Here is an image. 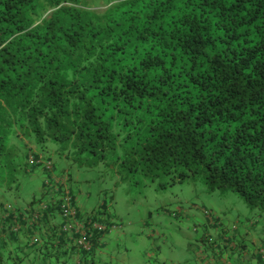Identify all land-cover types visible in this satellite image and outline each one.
Masks as SVG:
<instances>
[{"label":"trees","instance_id":"trees-1","mask_svg":"<svg viewBox=\"0 0 264 264\" xmlns=\"http://www.w3.org/2000/svg\"><path fill=\"white\" fill-rule=\"evenodd\" d=\"M17 134L114 188L173 172L264 213V0H0L3 186Z\"/></svg>","mask_w":264,"mask_h":264},{"label":"crops","instance_id":"crops-1","mask_svg":"<svg viewBox=\"0 0 264 264\" xmlns=\"http://www.w3.org/2000/svg\"><path fill=\"white\" fill-rule=\"evenodd\" d=\"M41 177L43 178V173L41 176L38 172L26 174L25 171L18 170L10 186L0 185L1 229L4 230L7 220L17 216L14 213L21 210L26 212L31 203L43 196ZM73 177L71 182L69 181L71 190L83 216L93 209H86L82 203L90 198L91 194L84 193L76 184V175ZM184 204L179 205L178 208L183 209L179 211L170 212L163 208V211L171 216L176 212L177 216L174 217L176 219L158 215L155 222L153 221L157 225L166 221L178 223L171 220L177 221L179 218L190 220L195 226L194 233L186 239H176L179 244L183 241L182 245L168 247L171 240L167 239L168 237L121 239L123 236L137 232L130 225L123 228L124 232L121 235L117 234V231L105 233L100 239V246L92 256L77 250L74 247V239H67L64 233L56 232L57 224H59L57 213H52L48 222L37 228L41 236V243L37 245L31 243L29 233H32V230L20 215L18 223L22 226L21 231L11 233L4 239L0 249V264H264V217L262 214H258V219L245 216L233 218L231 221L226 214H220L211 208L216 218H219V223H211L199 208H187ZM198 204L206 207L202 202ZM9 207L16 212L12 213ZM150 213L147 211L146 216L151 217ZM111 215L115 220L114 210H111ZM147 223L149 222L143 221L144 227L149 228ZM153 228L150 230L152 233L155 230ZM57 235L62 239H58ZM161 235H165L163 230ZM226 235L229 244L222 242L221 238ZM117 245H120L119 250L115 249Z\"/></svg>","mask_w":264,"mask_h":264},{"label":"rangeland","instance_id":"rangeland-1","mask_svg":"<svg viewBox=\"0 0 264 264\" xmlns=\"http://www.w3.org/2000/svg\"><path fill=\"white\" fill-rule=\"evenodd\" d=\"M10 144H14L19 153H22L23 148L31 144V140L19 138L17 134L14 138H11ZM43 147L45 148L42 149V152L51 156L58 165H64L66 168L74 166L70 165L68 160L56 154L55 146L52 143L45 144ZM36 148L38 149V146ZM75 167L70 168V170L72 177L76 175V184L79 185L84 193L91 194L90 198L82 202L86 206L85 208L88 210L94 208L95 210L98 204H100L101 198L106 197L108 203L109 197L112 195L113 200L111 201L113 206L109 207V209L114 210L115 221L120 222L122 226L116 230V233L121 235L124 232L123 228L130 225L137 230L136 233L123 236L121 239H143L144 237H147V239H162L168 237L167 239H171L168 247L173 248L174 246L182 245L183 241L179 244L176 239H186L191 236V233H194L193 227L195 226L192 225L190 220L179 218L177 221L171 220L178 223H170L169 221L165 223L161 222L157 225L153 223L158 215L164 218L176 219L166 214L163 208L170 212L183 210L182 208H178L181 203H185L184 205L187 208H199L201 213L206 217V210L198 204V202H202L206 207L210 206L207 207L209 210L213 209L220 214H226L231 221L233 218H244L245 216L258 219V214L261 213L258 210L247 208L240 197L234 192L226 194H220L217 191L207 193L201 179L196 177L178 180V173L171 172L168 175H162L161 171H159L158 173L161 176L156 177L152 182L139 176V180L137 179L135 182L136 186H132L129 190L125 191L126 184L114 188V184L119 178L117 176L111 177L104 166L99 167V173L93 172L96 170L77 169ZM102 172H105L104 176H101ZM56 173L59 174L60 172L56 170ZM162 184L165 186H160ZM147 211L151 212V217L146 216ZM262 215L264 217V213ZM211 217L214 218L213 215ZM144 220L149 222L147 223L149 228L144 227ZM154 225H156L155 228H153ZM152 228L155 229L153 233L150 231ZM162 230L165 232V235H161ZM119 248L120 245L115 246L116 250H119Z\"/></svg>","mask_w":264,"mask_h":264},{"label":"clouds","instance_id":"clouds-1","mask_svg":"<svg viewBox=\"0 0 264 264\" xmlns=\"http://www.w3.org/2000/svg\"><path fill=\"white\" fill-rule=\"evenodd\" d=\"M21 137L22 136L19 135V138H21ZM23 139H25V138H23ZM45 144H48V143H44L42 145L44 146ZM34 145H35V147H34ZM36 146H38V149L36 148ZM43 146H41L39 144H35L33 141H31V144L27 146V149L26 150H23V152H24V160L23 161L24 162L23 161L22 162H23V165L25 166V173L28 174V173L38 172V173L41 174V176H42V173H43L44 184H45V180L49 177L51 179V182L52 183H54V184L56 183L57 185L64 186L67 189V191L69 192V194H70V198H71L72 204L76 208V211H77V214H76L77 220L79 222H82L83 219H85L88 215H91V216L94 217V219L99 224H101L104 227L103 229H101L99 231L98 230H95L94 231V235L90 239V246L93 244L92 243V238L101 239V237L105 233L112 232V231H116V230L120 229L122 227L121 226V223L120 222H116L115 221L116 219L115 220L112 219L111 210L109 209V207L104 208V209L103 208H100L99 209L100 206H103L104 205V202L101 201V200H103V198L100 199V204H98V206H97V208L95 210L93 208L92 211H89L88 213H86V214H84L82 216V214L80 213V211L78 209V206H77V204L75 202L74 193L72 192L71 185H70L71 177H72V174H71L72 172H71L70 168H73V167L70 166V168H66L64 165H58L56 162H54V160L52 159L51 156H49L47 154H44L42 152V149L45 148ZM30 157H32V159H33L32 162H30ZM38 159H41V160L42 159H46V160L51 161V163H52V170H48V169H46V168L43 167V169H44V171H43L42 170V164L40 162H38ZM34 167H36V169H33ZM56 170L58 172H60V173L57 174L56 173ZM41 179H42V177H41ZM44 186L45 185L42 184V189H44ZM77 190H79V189H77ZM41 191H42V195H43L41 197V200H42V198L45 197V194L43 192L44 190H41ZM40 201H38V199H36L35 202H33V203L30 204V206L27 208V211L26 212L24 210H21V211L16 212V211L12 210L9 207V210L12 211V213L16 212L14 214H16L17 216H15L12 219L7 220L6 226H5L4 230H3V234H1L2 237H3V239H1V242H3L4 239H6V238L9 237L10 232H14V233L15 232H18V230L20 229V227H22L21 224L19 225V223H18V217L20 215L22 216L23 220L26 222L27 226L30 227V228H32V233H30L29 239H30V241H31V243L33 245H37V244H40L41 243V236L37 232V228L40 227V226H42L44 223H47L48 220L50 219L52 213H57V215L59 217V224H57V231H56V232H59V228H60L59 226H60L61 218L59 216V212H58L57 208L54 207V206L50 209V213L49 214H46L43 217V219H41L39 221V223L34 224L33 226H30L29 225L31 208L33 206L37 205ZM203 208L206 210V213L205 214H207L206 216L210 219L211 223H216L215 221L213 222L211 220V216L212 215L214 216L215 219H217L216 216H215V213L213 212V210H209L206 207H203ZM172 216L173 217H176L177 216V213L174 212L172 214ZM42 220H43V222H42ZM14 227H15V229H14ZM32 235H36L39 240L37 242H33L32 239H31V236ZM1 242H0V245H1ZM74 247L77 250H82L84 253H89L90 252V247H89V249H85V248L78 247L76 245V243H75V239H74Z\"/></svg>","mask_w":264,"mask_h":264},{"label":"built area","instance_id":"built-area-1","mask_svg":"<svg viewBox=\"0 0 264 264\" xmlns=\"http://www.w3.org/2000/svg\"><path fill=\"white\" fill-rule=\"evenodd\" d=\"M32 161L33 159L30 157V162ZM38 162L42 164V167L52 170L51 161L38 159ZM43 190L45 197L31 208L29 225L33 226L39 223L46 214L50 213V206H54L57 208L61 218L59 232L64 233L67 239H75L78 247L89 249L90 239L94 235V231H99L104 227L91 215H88L82 222H79L76 217L77 211L71 202L69 192L64 186L52 183L49 177L45 180ZM1 238L2 235L0 234V242ZM31 239L33 242L39 240L36 235H32Z\"/></svg>","mask_w":264,"mask_h":264}]
</instances>
